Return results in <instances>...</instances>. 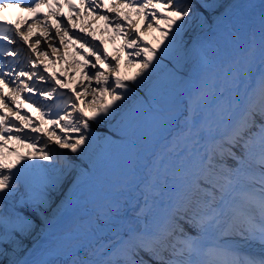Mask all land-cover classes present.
<instances>
[{"label":"snow or ice","instance_id":"6c2138e0","mask_svg":"<svg viewBox=\"0 0 264 264\" xmlns=\"http://www.w3.org/2000/svg\"><path fill=\"white\" fill-rule=\"evenodd\" d=\"M111 3L0 0V264H264V0Z\"/></svg>","mask_w":264,"mask_h":264},{"label":"bare ground","instance_id":"6f19581e","mask_svg":"<svg viewBox=\"0 0 264 264\" xmlns=\"http://www.w3.org/2000/svg\"><path fill=\"white\" fill-rule=\"evenodd\" d=\"M61 2H63V0H61ZM73 2L79 4L80 0H73ZM123 2H124V0H116V4H120V3H123ZM224 2L226 4H239V5H242V6L243 5H249V4L250 5H255L256 7L254 9H238V11H245L249 15H258V13L260 11L259 5L261 4L262 0H224ZM105 3L109 4L110 6H115V5H113L111 3V0H105ZM41 11L42 12H47L48 8L44 7V8L41 9ZM60 11H63L65 13H67L69 11V9L65 5L64 7H62L60 9ZM0 15H3L6 19L13 20V21L18 20V19H23L25 17L30 16L29 13L21 12L19 9H16V8H9V9L5 10L3 13H0ZM85 15H87V14H85ZM133 19H137L135 17V15H133ZM89 22H91V26L96 29V34L98 36H101L100 29L104 27V22L101 21V20L92 21L91 17H89L88 20L85 22V27H88ZM143 23H146V22L145 21H141V24H143ZM111 34H112V31H111V29H109V31L104 32L102 34L101 38L105 39L107 41L105 47L107 48L108 52L115 54V51L121 45L122 40L119 37H117L115 43H113L111 40L108 39ZM141 35H142L143 40L155 43L153 37L154 36H159V33L158 32H148L147 30H142ZM42 46H43V43L41 44L40 47H42ZM62 51H63V49H61V52ZM76 58L77 59H82V57H76ZM71 59H72V49L69 48L68 60L70 61ZM53 70L55 72H57V73H64L66 76H72L73 75L72 72L68 69V64L65 63L64 61H61L59 64H56L54 66ZM135 71H136V69L132 68V67L124 68L123 60L121 61V73H122V75H131ZM80 78H81L80 77V73H79V71H77L75 73V79L79 80ZM7 92H8V89H7V91L5 93H7ZM9 107H12V105L10 104ZM24 107L28 111V113L30 115H32L33 117H35L37 115V113L32 108L28 107L27 105H25ZM0 108H2V106H0ZM0 111H2V110H0ZM95 130L97 132H107V128L105 126H95ZM10 144H13L14 146L18 147V145H15L14 142H10ZM23 150L24 149H21V151H23ZM8 159L14 161L16 159L15 153L11 154L8 157ZM56 203H59V197L57 198L56 202L53 204V206H52L53 208H55ZM44 214L46 216L51 217L52 210L49 209ZM33 219L36 220L37 225H38V229L37 230H39V227L43 226L41 224L40 218L35 216V215H33ZM25 243L28 245V247H31L33 241H32L31 238H29L28 240L25 241Z\"/></svg>","mask_w":264,"mask_h":264},{"label":"rangeland","instance_id":"374dc122","mask_svg":"<svg viewBox=\"0 0 264 264\" xmlns=\"http://www.w3.org/2000/svg\"><path fill=\"white\" fill-rule=\"evenodd\" d=\"M40 46H41V45H40ZM43 46H44V45H43ZM43 46H42V47H43Z\"/></svg>","mask_w":264,"mask_h":264}]
</instances>
